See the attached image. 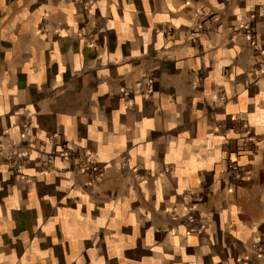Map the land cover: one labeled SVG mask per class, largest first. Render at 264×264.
Here are the masks:
<instances>
[{"label": "crops", "instance_id": "0c3cea01", "mask_svg": "<svg viewBox=\"0 0 264 264\" xmlns=\"http://www.w3.org/2000/svg\"><path fill=\"white\" fill-rule=\"evenodd\" d=\"M0 264H264V0H0Z\"/></svg>", "mask_w": 264, "mask_h": 264}, {"label": "built area", "instance_id": "2783aa9c", "mask_svg": "<svg viewBox=\"0 0 264 264\" xmlns=\"http://www.w3.org/2000/svg\"><path fill=\"white\" fill-rule=\"evenodd\" d=\"M58 155L63 156L64 158L70 159L76 162L81 168L89 169L94 172L92 174V179L96 180L99 177V170H95L94 166L92 165L91 160L88 158V155L85 153H80L72 150L67 145H64L60 150H57ZM98 171V172H96ZM193 221V219L191 220ZM192 230L197 229L196 227H191Z\"/></svg>", "mask_w": 264, "mask_h": 264}]
</instances>
